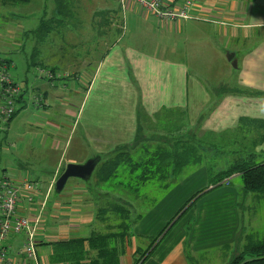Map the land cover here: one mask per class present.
<instances>
[{"label":"crops","instance_id":"crops-1","mask_svg":"<svg viewBox=\"0 0 264 264\" xmlns=\"http://www.w3.org/2000/svg\"><path fill=\"white\" fill-rule=\"evenodd\" d=\"M96 1L98 0H81V3L73 0L71 2L74 18L75 15L87 13L81 21H90L91 29L75 32L62 30L60 37L63 39L58 42L62 49H59V45L54 49L46 48L44 53L47 55L41 57L42 62L39 63L50 64L56 68L61 78L57 79L55 84H51L49 80H42L48 82L47 87L42 83L36 88L30 86V91L37 89L46 98L45 105L40 108L41 111L59 122L58 126L54 125L56 132H60L58 139L48 134L51 146L49 147L50 154L46 157L50 159L53 153L55 155L62 151L63 158L65 152L68 151L70 139L76 148L61 168L62 172L56 170L52 177L41 185L44 193L51 190L50 196L54 189L59 193L54 198L55 203L51 204L52 211L59 208L58 198L63 194L66 195V186L70 178L86 180L71 176L66 180L63 189L58 191L57 181L68 165H85L92 160H97L98 164L100 156L125 149L156 147L161 142L167 147H172L176 141H183L181 143L187 145L184 141H188V136L191 134L199 138L201 135L222 137L239 133L246 141L253 140L255 142L251 147L253 152L264 157V0H230V9L226 13L214 10V15H210L209 18L204 15L206 13L195 9L201 17L175 21L161 20L131 8L123 9L119 0H102V6L94 8L93 4ZM216 4L219 5V3ZM74 6L77 8L74 9ZM128 13L134 16L129 20L131 31L125 34L128 28ZM74 21L77 22L79 19L75 18ZM187 22L193 24L202 22L210 25L213 34L218 35L224 44L232 45L227 53L235 54L234 59L237 60V66L234 67L232 62L221 53L225 71L213 74L212 66L203 56V50L197 47L191 48L189 45L187 49V41L185 40L183 44L180 42V37L185 33H191L193 29L188 31V27L192 25H188ZM142 26H146L155 36L164 35L165 31H169V35H166L169 43L173 38L172 44L163 45V47L136 44L135 37ZM84 32L87 33L86 38H84ZM20 43L21 48H27L26 44ZM218 49L220 57V47ZM80 56H83V61L77 63L76 58H82ZM64 60L66 61L63 62ZM74 66L80 67L83 71H76L75 76L66 70ZM35 68L37 67H33V70ZM60 81L63 84L61 89H58L61 86ZM82 82L85 84L83 87ZM74 83H77L74 95L70 101H65L68 96L66 89L69 86L71 88ZM25 84L29 85L27 81ZM56 90L59 93L55 94ZM29 98L20 105V110L29 104ZM62 120L64 121L61 122ZM9 127L10 125L5 128L4 133L8 132ZM251 134L256 136H251ZM191 143L199 147L193 141ZM81 147L85 151L80 159L77 154H80ZM137 157L140 158V153H136L134 158ZM59 164L61 161L58 162L57 169L60 168ZM196 166L197 169L201 168L199 171H204V162L197 163ZM215 168L217 167L213 170ZM136 177L138 176H132V178ZM118 178L112 184H116ZM171 179L170 177L168 180L164 179L161 187L166 188L177 180V178ZM167 181L168 185H166ZM230 185L232 184H229L224 191H227L231 197L226 202H221L220 208L229 209L232 211V216L239 220L236 202L233 203L231 199L236 196V189ZM127 188L129 190V187ZM116 190L120 191L118 187ZM242 191L245 193L244 188ZM127 202L121 201L120 204L125 205ZM97 204L96 202L93 205L87 204L84 201L78 204L81 205L83 219L80 216H74L72 219L81 220L78 224L66 225L67 231L63 227L65 225L59 228L57 223H50L51 221L56 222L55 220H50V233L53 236L57 233L66 235L67 232L71 233V237L87 236V232L83 229L88 226L94 227V231H101L104 223L98 215L99 206ZM85 206L90 207L92 211H85ZM189 208H184L183 214ZM203 208L198 202L197 209L194 211L195 224H190L188 227L191 228V232L187 230L186 221L181 230L172 232L175 237L170 238L167 244H164L162 240L154 245L143 264H199L195 256L186 251V247L189 243L199 248H205L211 244V241L207 243L198 241V234L192 230L203 227V218L212 213V210L207 212V209ZM148 215L151 216V213ZM197 215L198 219H196ZM119 222H122V218ZM233 225L235 226V223ZM139 226L141 231L137 235L138 240L136 234H133L130 246L127 243L126 253L121 255L122 264L135 262L139 254L135 250L141 245L142 248H146L140 239L150 237L152 234L148 235L149 231L155 228L152 223H148V229L143 224ZM225 235L228 234L225 233ZM207 237L206 239H209L210 234ZM227 237L221 235L218 240H226ZM229 239L235 240L234 237ZM115 243L117 244L116 241ZM120 245L122 247L123 243ZM223 245L227 247V244ZM193 251L198 252V249H193ZM51 252L52 249L48 245L49 257L44 264H65L51 261ZM96 253V251H91L88 258L95 257Z\"/></svg>","mask_w":264,"mask_h":264},{"label":"rangeland","instance_id":"rangeland-1","mask_svg":"<svg viewBox=\"0 0 264 264\" xmlns=\"http://www.w3.org/2000/svg\"><path fill=\"white\" fill-rule=\"evenodd\" d=\"M2 1L3 0H0V3ZM65 1H69L70 4L73 2V0ZM78 1L81 3V0ZM101 2L102 0L96 1V3L93 4V7H101ZM201 3L202 4L199 5L197 10L199 9L201 12L206 13L204 15L209 18L211 17L210 15H214V10H216V12L220 10L219 12L226 13L230 9L231 4L230 0H202ZM216 3H219V5ZM71 7H73L72 4ZM75 8H77V6H74V9ZM43 9L46 12L45 14L47 18L54 17L55 19H58L56 15L58 11L56 10L55 0H29L27 4H24V2L21 1L13 3V0H11L9 5L5 6L0 4V58L14 60L15 67L13 68V74L21 87L26 86V81L34 88L41 83L45 87H47L46 83L48 84V82L39 79L32 67L30 70L28 69L29 55L38 53L36 51L40 43L37 45L38 40L35 38L32 31L38 27ZM216 12L215 14H217ZM86 15L87 13L84 12L80 15H75V18H78L79 21L76 22L72 20L68 22L66 26L59 24V28L63 31L67 30L71 32H75L76 30H89L91 29L90 21H81ZM127 15L128 28L126 29L125 34L131 31V29H129V20L134 16H131L129 13ZM140 18V20H142V17ZM149 18L153 19V17ZM188 23L189 22H187V24ZM188 25H192L188 27V31L192 28L193 29L191 33H185V35H182L180 37V42L183 44L186 40L187 49L189 47H197L198 49L203 50V56L213 68L211 70L213 74L225 71V65L221 60V53L227 57V52H229L228 49L232 45L224 44L218 35L213 34L210 25L207 23L198 22L195 24L189 23ZM139 31L140 32L135 39L136 44H139L140 46L163 47V45L168 46L172 44L173 38L169 43V38L167 36L169 35V31H165L167 35L164 34L160 36L151 34L146 26H142ZM171 34L174 35L173 33ZM127 36L128 34L126 37ZM86 37L87 33L84 32V38ZM20 42L26 44L27 48H21ZM15 44H17V46ZM218 47H220V57L218 54ZM26 55H28V58H26ZM38 55L39 53L36 57ZM80 57L82 58H76L77 63L83 61V56ZM65 61L66 60L63 62ZM82 65H84V63ZM66 70L72 75L75 74V76L77 75L76 71H83L80 67L75 66ZM60 83L61 86H59L58 89H61L62 87L63 82L60 81ZM76 84L77 83H74L71 88L70 86L67 87L66 91L68 92V96L65 101H70L73 97L74 90H76ZM81 85L82 87L85 86L84 82H82ZM37 93H39L37 89L30 91L29 104L21 109L16 115L10 124L8 132L0 134V178L4 175L19 178L28 175L37 180L40 185H43L46 180L52 177L53 172L56 170L62 172L61 168L69 159L70 155H72L74 149L76 150L74 143L70 139L68 151L65 152L63 158L62 151L55 155L53 153L50 159L46 157L47 154H50L49 147L51 146V140L48 139V134H51L58 139L60 132H56L54 125L58 126L59 122L55 121L53 117L46 116L40 108L35 107L34 97L37 96ZM57 93H59L58 90L55 91V94ZM63 121L64 120L61 122ZM49 123H51V126H49ZM251 136L256 135L251 134ZM191 141L198 144L199 147H201L199 143H202V152L198 151L197 155L204 157V171H199L201 168L197 169L196 165L185 166L177 177V180H174L166 188L161 187V184L164 183V179L162 178L157 177L158 179L153 178L147 183H142L138 182V180H133V178L129 177L125 171L113 186L111 183H103L97 178L99 176V169L104 160L113 156H100L101 158L98 160V164L95 165L90 177L85 181L81 179L75 180L74 178L69 179L70 181L67 183L65 191L66 195L63 194L58 198L60 209L58 208L54 211H52L53 206L51 204L55 203L54 198H56L59 193H57L55 189L53 190L50 196V202L47 206L42 230L46 235L51 232L49 222L52 218L56 222L51 221V224L57 223L56 225H59V228H61L62 225H65L63 227H65V230L67 231L66 225L74 223L78 224L80 220L83 219L81 217L83 214L80 210L81 205L78 204H82L84 201V203L93 205L95 199H97V194L102 192L101 202H98L97 206L101 204V206H103V203L108 204V200H111V202L118 201L120 203L121 201H129L125 204V207L134 210L133 212L131 211L129 218L131 219L129 222V232L132 233V235L136 234L137 237L138 233H140V224H143L147 229L149 227L148 223H152L155 226V228L151 229L148 233V235L152 234L150 237L146 236L140 239L141 243L149 249V253L159 240L163 239L164 244H167L169 240H171L170 238H174L175 235H173L172 232L181 230L186 221L187 230L189 229L188 227L190 224H195L194 211L197 209L198 202H200L201 208L204 207L203 209H207V212L208 210H212V213H209L203 218V227L192 230L198 234V241L201 243L211 241V244L205 246V248H199L198 246H191L189 243L186 247V251L189 254L194 255L195 259H197L196 262H199V264H233L237 255L242 253L244 247L248 245V243H260L264 241V193L246 191L243 193L244 181L240 174H236L230 179V184H232L230 187L236 189V196H233L231 199L233 203L236 202V211L239 212L240 216V219L238 220L232 216V211H229V209L223 210L222 207L220 208L221 202H226L231 197L228 195L227 191H224L225 188L229 186L225 184L220 185V182L232 175L228 170L238 159L250 158L252 163L261 164L264 162V157L253 152L254 150L251 148L255 144L253 140L246 141L243 138V135L239 133L227 134L222 137L201 135L199 138H196L195 135L194 137H190V140L184 142H187L189 145V143L193 144ZM174 144L175 143H173L172 146H175ZM182 145L185 146V144ZM79 151L80 154H77V157L81 159L84 155L83 153L85 149L81 147V150ZM126 151V153L123 152L119 154L118 158L120 160L126 161L128 158L136 156L135 150ZM59 161H61V164H59L60 168L57 169ZM214 167L217 168L213 170ZM237 171L239 172V170ZM165 175H167V173ZM71 182L73 183L70 184ZM78 185L80 186L78 187ZM115 186L120 189L119 192H117ZM127 187H129V190ZM72 190L73 192H71ZM198 192H201L198 194L200 197L197 195ZM196 196L198 197L196 198ZM23 201L26 203L25 199ZM133 205H135L134 208ZM186 207L190 208L185 214H183L184 208ZM84 208L85 211H92L90 207L85 206ZM149 213H151V216L148 215ZM198 215L196 216V219H198ZM74 216H80L81 219H72ZM177 218L180 219L178 222H175ZM119 219L121 220V218ZM171 220H173V222L164 231L162 239H155L159 237L158 234L162 232L165 225ZM234 223L235 226L233 225ZM108 224H110V222H108ZM229 227H231V229ZM59 228L57 227L56 229L58 230ZM93 228L94 227L92 226H88L85 227L83 231H86L88 236ZM160 229L161 231L157 234ZM102 230H105V228L103 227ZM190 230L191 228L188 231ZM224 232L228 235H225ZM156 234L157 237L151 238ZM209 234L210 238L206 239ZM221 235L228 237L226 240H218ZM57 236L59 237L58 233ZM232 237L235 238L234 241L229 239ZM124 240L129 241V236H126ZM223 244H227V247ZM193 249H198V252H194ZM47 252L48 245L38 246V253L40 257L44 258L45 262L48 261L47 257H49Z\"/></svg>","mask_w":264,"mask_h":264},{"label":"trees","instance_id":"trees-1","mask_svg":"<svg viewBox=\"0 0 264 264\" xmlns=\"http://www.w3.org/2000/svg\"><path fill=\"white\" fill-rule=\"evenodd\" d=\"M10 1L11 0H3L0 4L6 6L9 5ZM19 1L27 4L29 0H13V3ZM55 3L58 11V19H55L54 17L47 18L45 14L46 12L43 9L39 19L40 23L38 27L34 29V31H32L35 35V38L38 40L37 45L40 43L36 51L39 53V55L36 57L38 53H35L29 55V58L27 57L28 69L30 70L31 67H37L34 69V71L36 72V75L39 77V79L46 81L49 80L51 84H55L57 79L61 78L60 73H58L57 69L52 67L50 64L42 65L39 62H42V56L47 55L44 53L45 50L49 48L54 49L55 46L59 45L58 42L63 39L60 37L62 34V30L59 28V24L66 26L68 22L74 20V13L71 9L73 7H71L69 1L55 0ZM59 49H62L61 44L59 45ZM3 62L11 64L14 63V60L0 58V65L3 64ZM38 70H46L47 72H51L55 76L53 79L45 76H40L38 74ZM23 89L24 92L19 100L20 105L25 103L27 98L30 97V85L23 86ZM45 99L46 98L42 94L37 93V96L34 97V103L38 108H42L46 103ZM19 111L20 107L17 109L14 116L11 118L9 123H7L5 128L10 125ZM4 130H2L0 134L4 133ZM194 136V134H191L189 136V140L190 137ZM181 142L182 141H176L174 144L175 146L172 147H167L163 144V142H161L156 147L146 146V148H135V152L137 154L140 153V158H128L126 159V161L120 160L118 158L119 154L123 152L126 153V150L134 149H125L123 151L114 152L113 154H107L106 156L112 155L113 157H110L103 161L98 172L99 176L97 178L103 183L112 184L117 177H120L118 175H121L124 171L126 174H128L129 177L138 176L136 178H133V180H138V182L142 183H146L148 180L150 181V179H153V177H160L167 180L169 177L172 179L177 178L185 166L196 165L197 163L202 164L204 160V157L197 155L198 151L202 152L201 149H203L201 142L199 143L201 147H197L194 144L190 143L189 145L191 146H189L188 144L187 146H184ZM146 157L148 158L146 159ZM237 170H239V172ZM228 171L232 175L236 172L241 174V176L243 177L244 189L246 192L264 193V162L259 164L252 163V160L250 158L240 160L238 159L237 162L234 163ZM165 172H168V174L165 175ZM168 184L169 183L167 181L166 185ZM101 196L102 192H99L97 194V199H95L96 203L101 202ZM107 203L108 204L103 203V206H101L102 204L99 205L98 210V215L104 223L105 230H92V232L88 236L75 237H71L68 232L66 233V235L59 234V237L57 235L53 236L51 233L47 234L48 236H45L46 233L43 232L44 235L39 238V242L37 245H49L51 247L52 252L50 259L53 262L55 261L65 264H122L121 255L126 253V244L129 243L130 246L131 238L133 236L132 233L129 232V222L131 220L129 218L131 210L130 208L128 209L127 207H125V205L120 204V202L118 201L111 202V200H108ZM119 218H122V222L118 221ZM179 219L180 218H177L175 222H177ZM50 220H52V218ZM173 220L165 225L162 232L158 234L159 237L155 236L157 238H153L162 239L164 231L168 226L171 225ZM108 222H110V224H108ZM126 236H129V241L124 240ZM162 240H159V242L157 243H160ZM115 241L117 242V244L115 243ZM120 243H123L122 247L120 246ZM157 243L155 245H157ZM91 251H96L97 255L95 257L88 258ZM148 251L149 249L147 247L137 248L135 252H138L139 254L133 264H143L147 257L146 254L148 253ZM233 264H264V241L260 243H248V245L244 247L242 253L237 255V258H235Z\"/></svg>","mask_w":264,"mask_h":264},{"label":"built area","instance_id":"built-area-1","mask_svg":"<svg viewBox=\"0 0 264 264\" xmlns=\"http://www.w3.org/2000/svg\"><path fill=\"white\" fill-rule=\"evenodd\" d=\"M119 2L123 9L131 8L166 21L201 17L195 9L202 4V0ZM14 67V63L3 62L0 65V132L20 107L19 100L24 92L14 77ZM38 74L50 79L55 76L46 70H38ZM234 175L220 182V185H229ZM50 192L49 189L44 193L39 182L28 175L21 178L4 175L0 178V264H44L37 244L44 232L43 222Z\"/></svg>","mask_w":264,"mask_h":264},{"label":"water","instance_id":"water-1","mask_svg":"<svg viewBox=\"0 0 264 264\" xmlns=\"http://www.w3.org/2000/svg\"><path fill=\"white\" fill-rule=\"evenodd\" d=\"M234 56H235V54H233V53L227 54L228 60L232 62L234 67H236L237 66V60L234 59ZM96 164H97V160H92V161H89L85 165H76V164L68 165L64 174L57 181V190L61 191L64 187L66 180L71 176H77V177H80L82 179L89 178L92 171H93V168L95 167Z\"/></svg>","mask_w":264,"mask_h":264}]
</instances>
